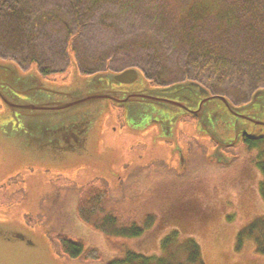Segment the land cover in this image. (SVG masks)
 <instances>
[{
    "label": "rangeland",
    "instance_id": "rangeland-1",
    "mask_svg": "<svg viewBox=\"0 0 264 264\" xmlns=\"http://www.w3.org/2000/svg\"><path fill=\"white\" fill-rule=\"evenodd\" d=\"M4 1L26 11L22 29L0 34V60L25 74L46 72L42 77L51 83L136 67L155 84L198 81L235 106L264 88V0L243 6L244 0ZM189 5L203 12L198 20L186 18ZM226 5L241 12L220 29L218 14ZM206 40L213 46L204 53ZM5 122L0 118V127ZM195 125L188 117L180 127L182 165L172 141L157 137L154 126L139 128L111 105L100 121L94 155L79 163L26 157L0 140V223L30 231L33 242L0 244V264H105L121 256L120 248L156 257L150 264L157 258L190 264L191 238L204 264H264L254 240L238 247L239 232L264 215V174L256 164L264 158V143L252 150L239 143L220 163L210 159L214 141ZM92 186L108 190L123 221L142 223L154 214V225L139 238H106L78 213L81 193ZM174 230L178 237L163 248ZM60 236L82 239L101 257L70 258Z\"/></svg>",
    "mask_w": 264,
    "mask_h": 264
},
{
    "label": "water",
    "instance_id": "water-1",
    "mask_svg": "<svg viewBox=\"0 0 264 264\" xmlns=\"http://www.w3.org/2000/svg\"><path fill=\"white\" fill-rule=\"evenodd\" d=\"M143 75L139 68L130 67L120 72L95 73L73 84L62 85L51 83L35 71L22 73L17 64L0 60V99L6 107L0 116L6 121L0 127L2 146H16L13 149H19L26 157L33 153L38 158L46 155L49 163L82 162L83 156L94 155L100 121L114 102L125 107L126 119L137 126L141 124L139 116L142 109L147 112L146 115L152 113L154 116L163 115L164 109L172 113L180 110L174 120L176 123L183 115H196V132L200 136L208 135L218 143L210 159L221 163L228 160L222 148L240 142L238 134L235 138H226L225 128H230L228 124L234 119L232 114L240 115L239 112L251 108L264 94V88L259 89L248 104L235 106L227 96L213 94L195 80L168 87H149L145 94L124 91L123 85L139 82ZM154 124L150 121L142 128ZM168 137L167 132L165 137L160 138ZM178 146L176 142V148ZM179 153L182 165L185 154L181 148ZM27 232L30 231L0 223V244H12L19 240L33 245Z\"/></svg>",
    "mask_w": 264,
    "mask_h": 264
},
{
    "label": "trees",
    "instance_id": "trees-1",
    "mask_svg": "<svg viewBox=\"0 0 264 264\" xmlns=\"http://www.w3.org/2000/svg\"><path fill=\"white\" fill-rule=\"evenodd\" d=\"M99 1V0H98ZM221 1V4H227L226 0H217ZM2 6L0 5V34H8L10 36L14 33L13 30L22 29L24 26V13L26 10L14 9L12 5H8L5 1L0 0ZM248 0H244V3L239 4L243 6L248 3ZM0 3V4H1ZM25 6V5H24ZM186 6V5H185ZM188 8L190 11L186 13V18L190 17L198 20L203 14L201 9L195 8L193 5H189ZM227 6V5H226ZM235 11L241 12V9L225 7L224 11L219 12L220 16L219 28L224 29L229 23L231 26L234 24V21L239 17H233L232 14ZM204 12V16L206 15ZM259 14V12L254 15ZM11 20V21H10ZM226 25V26H225ZM20 35H23L21 33ZM19 38L20 36L17 35ZM190 38V37H189ZM21 39V38H20ZM213 43L210 40L204 41V53H207ZM219 50L222 49V46L219 45ZM215 48V47H214ZM219 53H221L219 51ZM38 70V69H37ZM38 72L43 76L46 72ZM246 146L249 150L257 148L260 144L264 143V137L256 140L250 141L245 140ZM257 166L264 174V158L257 160ZM119 206L111 201L108 190L99 186L88 187L84 190L79 199L78 203V213L80 218L87 223L89 226L94 228L96 231L102 233L106 238L112 239H132L141 237L148 229H150L155 221L156 216L154 214H148L144 217L142 223L137 222H125L118 215ZM178 231L174 230L170 233L162 242L163 248H166L168 244L178 237ZM245 239H252L256 243V250L264 254V215L256 218L253 222L245 226L238 235V247H241ZM60 245L62 251L69 256L70 258L77 259L79 257L88 256L90 258H100L101 255L94 248L90 249L86 246L85 242L80 240H74L68 236L59 237ZM187 249L189 251V263L204 264L201 261L200 247L198 243L192 238L187 241ZM121 256H116L108 261L105 264H150L156 259L154 256H147L144 254L136 253L133 250L128 248H120ZM156 264H168V260L164 258H157Z\"/></svg>",
    "mask_w": 264,
    "mask_h": 264
},
{
    "label": "flooded vegetation",
    "instance_id": "flooded-vegetation-1",
    "mask_svg": "<svg viewBox=\"0 0 264 264\" xmlns=\"http://www.w3.org/2000/svg\"><path fill=\"white\" fill-rule=\"evenodd\" d=\"M144 74V73H143ZM145 79H141L139 82H136L134 84H127V85H123L124 86V91L126 92H132V91H137V92H141L143 94H145L147 92V89L149 87L151 88H160V87H168L170 85L176 84L178 82H174V83H170V84H155L153 80L147 78L144 74ZM202 84V83H201ZM1 100V99H0ZM252 100V98L246 102L243 103H239L236 104V106H242V105H246L248 104L250 101ZM2 101V100H1ZM163 105L165 106H169L166 103H164ZM111 106L112 109H119L121 110L122 114L125 116V107L124 106H119L114 104V102H111ZM163 107V106H162ZM5 105L3 104V108L1 111H4ZM144 109L140 110L141 115L140 117V122L141 124L138 125L139 128H142L144 126L147 125V123H149L150 121H153L154 128H155V133L157 137H165L166 133H169V137L168 138H162L165 141H172L174 144V148L173 150H175L174 154H179L180 156V146H178L176 148V142L180 143V127L181 125H183L184 119L188 118V117H193L194 120L198 121V118L196 117V115L194 114H189V115H183L179 122L176 123L175 117L177 116L176 114L178 112H180V110H177L178 112H171L170 110H162L163 115H159V116H154L152 115H146L147 112H143ZM238 114L240 115H234L232 114V117L234 118L231 122H229L228 125H231L230 128H225L226 130V138L229 140L231 137L235 138L236 135L238 134L240 136V142L239 143H245V140H250V141H256L259 140L261 138L264 137V123H258L255 120H260V121H264V94L262 96H260L258 98V101L253 104V106L251 108H249L248 110L245 111H241ZM242 114H244L245 116H242ZM126 119V117H125ZM196 126V125H195ZM204 137H209L210 139H212L210 136L205 135ZM213 140V139H212ZM214 141V147L212 149H215V147L218 145V143ZM238 143V144H239ZM237 144V145H238ZM236 146V145H235ZM234 147V146H231ZM231 147H225L222 148V150L227 153L229 149H231ZM182 149V148H181ZM184 149V148H183ZM183 151V150H182ZM177 156V155H176Z\"/></svg>",
    "mask_w": 264,
    "mask_h": 264
}]
</instances>
